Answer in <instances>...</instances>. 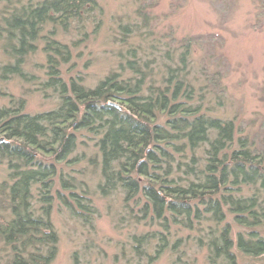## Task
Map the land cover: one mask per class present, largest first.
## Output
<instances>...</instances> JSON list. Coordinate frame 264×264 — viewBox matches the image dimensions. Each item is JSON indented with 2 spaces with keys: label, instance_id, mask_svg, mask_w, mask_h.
I'll use <instances>...</instances> for the list:
<instances>
[{
  "label": "trees",
  "instance_id": "obj_1",
  "mask_svg": "<svg viewBox=\"0 0 264 264\" xmlns=\"http://www.w3.org/2000/svg\"><path fill=\"white\" fill-rule=\"evenodd\" d=\"M147 4L138 3L143 27L151 9ZM93 14H102L97 0H17L1 20L3 47L13 59L0 68L1 76L25 78L26 56L43 41L49 69L45 88L61 99L56 109L35 115L24 112L21 100L0 106V162L10 171V181L0 186V241L14 251L9 264L53 263L56 198L76 217L93 213L77 193H85L80 182L63 174L59 187L68 195L56 188V163L80 161L70 156L81 131L95 137L100 160L90 161L99 167L101 194H118L124 211L120 222L136 224L131 264H153L167 250L177 252L172 264H188L186 245L176 236L182 230L189 233L186 243L191 239L207 250L209 264H239L237 253L264 259V236L258 231L264 227V149L248 135L235 139L234 121L211 115L206 96L220 77L205 76L206 94L196 88L189 49L198 39L181 43L177 64L165 66L164 57L165 73L156 86L149 84L151 60L137 63L140 49L135 48L128 49L122 73L112 72L94 87L65 82L57 59L66 62L71 53L57 36L80 34ZM130 30L123 26V34L135 32ZM160 42L152 41L151 55L168 57L167 50L157 48ZM139 226L149 230L139 232Z\"/></svg>",
  "mask_w": 264,
  "mask_h": 264
},
{
  "label": "rangeland",
  "instance_id": "obj_2",
  "mask_svg": "<svg viewBox=\"0 0 264 264\" xmlns=\"http://www.w3.org/2000/svg\"><path fill=\"white\" fill-rule=\"evenodd\" d=\"M16 1L0 0V24ZM97 3L102 14H93V20L80 34L74 30L60 31L57 36L71 53L66 62L57 59L65 82L74 79L94 87L110 73H122L123 61L131 56L128 49L135 48L140 49L134 58L137 63L142 65L151 60L147 66L154 71L149 84L156 86L165 73L164 57L165 66L170 62L177 64L181 43L196 37L197 43L192 45V41L189 49V68L191 77L197 81L196 88L206 94L205 76L215 73L220 77L214 83V88H219L209 86L213 92L206 96L211 115L234 121L238 128L235 139L248 135L250 142L264 149V0H97ZM138 3H148L151 7L146 11L149 18L144 27L137 13ZM125 25L135 32L123 34ZM3 37H0V68L13 61L4 50ZM154 39L161 41L157 48L167 50L168 57L156 51L151 55L150 45ZM43 46V41H39L35 52L26 56L23 69L28 74L25 78H5L0 74V106L21 100L25 103L24 112L30 115L58 107L61 100L58 92L45 88L49 69ZM73 156L80 161L56 163V188L68 195L59 187L58 178L63 174L80 182L78 188L85 193L81 189L77 193L84 197L82 201L92 207L93 213L76 217L60 198L55 199L51 218L58 235V249L52 264L133 263L130 235L136 224L128 219L124 220L127 223L120 222L124 211L118 194H101L99 167L90 161L96 157L100 160L95 137L86 131L77 132L76 152L70 158ZM9 173L7 163L0 162V186L10 181ZM138 229L139 232L149 230L141 226ZM258 231L264 236V227ZM188 234L182 230L176 235L182 237L186 245L184 260L188 264H209L206 249L198 248L191 239L186 243ZM177 250L182 251L181 247ZM176 254L167 250L153 264H172ZM237 254L239 264H264L263 258ZM13 256L12 247L0 241V264H9Z\"/></svg>",
  "mask_w": 264,
  "mask_h": 264
}]
</instances>
